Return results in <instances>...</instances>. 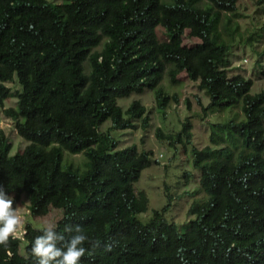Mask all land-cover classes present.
<instances>
[{"label": "trees", "instance_id": "1", "mask_svg": "<svg viewBox=\"0 0 264 264\" xmlns=\"http://www.w3.org/2000/svg\"><path fill=\"white\" fill-rule=\"evenodd\" d=\"M238 1L0 0V106L28 141L12 155L0 129V185L15 201L26 192L33 216L60 206L56 230L67 238L65 227L79 225L88 236L81 264H264V90L252 93L251 79L226 75L237 37L253 39L240 32ZM187 27L199 41L184 48ZM178 69L209 97L205 110L242 114L212 122L204 148L193 144L190 116L176 133L156 129L158 139L190 150L200 172L205 197L191 203L183 225L167 221L171 203L143 219L149 197L135 184L156 162L153 151L120 148L100 130L107 120L119 129L140 120L146 129V105L118 102L146 90L164 116L175 99L164 75L175 83ZM13 95L16 105L6 107ZM65 151L83 153L85 167L64 165ZM24 229L0 245V264H35L29 250L42 228Z\"/></svg>", "mask_w": 264, "mask_h": 264}, {"label": "rangeland", "instance_id": "2", "mask_svg": "<svg viewBox=\"0 0 264 264\" xmlns=\"http://www.w3.org/2000/svg\"><path fill=\"white\" fill-rule=\"evenodd\" d=\"M60 3L63 0H50ZM203 2L204 0H199ZM237 21L240 24V32L245 39L252 34V44L245 45L236 39L228 54L229 66L226 68L228 78L236 80L239 78L251 79L253 85L252 93L264 90V0H239ZM263 29V30H262ZM160 39L165 38V31L157 27ZM199 38L191 33L189 27L183 34L181 45L186 48L197 43ZM18 78L8 82L13 93L20 90ZM162 85L166 92L175 96L164 116L157 107L154 92L146 90L142 94H133L127 98H120L119 104L126 109L130 103L138 99L147 107L150 117L149 126L145 129L140 120L134 121V128L119 129L111 121L107 120L100 126V130H110L114 138L119 141V147L124 148L136 144L139 150L143 148L153 151L156 160L152 166L143 170L140 180L135 184L137 191L144 190L149 197V207L146 213L141 214L143 219L152 215L154 209H161L171 203L165 217L169 222L183 225L190 218L188 209L194 200H202L205 194L200 188V172L194 167L190 150H185L181 144H169L168 140H160L156 136V129L161 127L165 133H176L181 128L182 122L190 116L193 122V144L198 148L211 145L210 124L212 122L224 121L232 116H241L240 107L236 108H213L204 109L210 102L206 93L199 88V83L188 77L185 70L178 69L176 82H171L169 75L165 73ZM176 98L178 101H176ZM17 98L15 95L5 101L6 107H14ZM240 106V104H239ZM0 129L5 130L13 143L11 154L24 149L28 141L17 133L14 121L8 118L0 106ZM73 162L82 168L85 167L86 158L83 153H69L65 151L63 164ZM171 200L169 201V196ZM29 196L25 192L20 200L13 199V208H17L22 217V230L27 223L34 227L43 228L48 223H56L63 215L60 206L49 205V207L37 216H33L29 210ZM184 230V228H182ZM26 243L21 242L20 253H25Z\"/></svg>", "mask_w": 264, "mask_h": 264}, {"label": "clouds", "instance_id": "3", "mask_svg": "<svg viewBox=\"0 0 264 264\" xmlns=\"http://www.w3.org/2000/svg\"><path fill=\"white\" fill-rule=\"evenodd\" d=\"M21 227L22 217L13 208V197L0 185V245H6L10 237L16 238ZM65 232L71 235L66 238L54 223L43 226L41 234L32 239L29 250L35 264H81L88 236L79 225L66 226Z\"/></svg>", "mask_w": 264, "mask_h": 264}, {"label": "built area", "instance_id": "4", "mask_svg": "<svg viewBox=\"0 0 264 264\" xmlns=\"http://www.w3.org/2000/svg\"><path fill=\"white\" fill-rule=\"evenodd\" d=\"M24 234H25V229H23L22 232H21V235L18 234L17 237H21V238H23V237H24Z\"/></svg>", "mask_w": 264, "mask_h": 264}]
</instances>
